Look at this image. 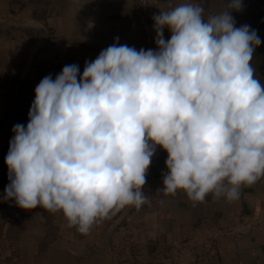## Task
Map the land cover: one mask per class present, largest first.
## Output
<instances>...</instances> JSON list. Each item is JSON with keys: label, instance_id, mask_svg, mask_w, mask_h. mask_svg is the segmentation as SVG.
Listing matches in <instances>:
<instances>
[{"label": "clouds", "instance_id": "clouds-1", "mask_svg": "<svg viewBox=\"0 0 264 264\" xmlns=\"http://www.w3.org/2000/svg\"><path fill=\"white\" fill-rule=\"evenodd\" d=\"M242 7L226 0L206 16L205 0L180 3L153 16L156 50L114 42L79 77L76 64L45 76L27 125L12 129L4 199L62 212L87 235L149 202L157 146L167 153L159 191L238 199L241 186L264 178V85L251 63L261 39L235 26L230 12Z\"/></svg>", "mask_w": 264, "mask_h": 264}, {"label": "crops", "instance_id": "crops-1", "mask_svg": "<svg viewBox=\"0 0 264 264\" xmlns=\"http://www.w3.org/2000/svg\"><path fill=\"white\" fill-rule=\"evenodd\" d=\"M184 2L200 0H154V15ZM225 4L205 0V15ZM242 5L230 15L261 39L251 63L264 85V0ZM138 9L135 0H0V264H264V178L241 186L233 201L166 195L159 189L167 153L159 146L143 189L149 202L115 212L87 235L68 227L62 212L4 199L12 129L27 125L36 86L65 65H78L79 77L85 62L114 42L156 50L153 17ZM163 35L170 39L167 28Z\"/></svg>", "mask_w": 264, "mask_h": 264}, {"label": "built area", "instance_id": "built-area-1", "mask_svg": "<svg viewBox=\"0 0 264 264\" xmlns=\"http://www.w3.org/2000/svg\"><path fill=\"white\" fill-rule=\"evenodd\" d=\"M138 4V14L140 17H153L155 11L153 9L154 0H135Z\"/></svg>", "mask_w": 264, "mask_h": 264}]
</instances>
